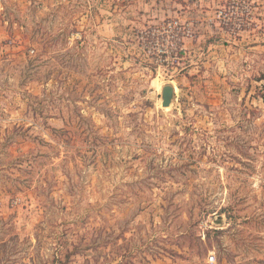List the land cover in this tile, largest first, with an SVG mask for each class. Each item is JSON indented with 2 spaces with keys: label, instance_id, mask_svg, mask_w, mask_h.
Instances as JSON below:
<instances>
[{
  "label": "rangeland",
  "instance_id": "rangeland-1",
  "mask_svg": "<svg viewBox=\"0 0 264 264\" xmlns=\"http://www.w3.org/2000/svg\"><path fill=\"white\" fill-rule=\"evenodd\" d=\"M0 264H264V0H0Z\"/></svg>",
  "mask_w": 264,
  "mask_h": 264
},
{
  "label": "water",
  "instance_id": "water-1",
  "mask_svg": "<svg viewBox=\"0 0 264 264\" xmlns=\"http://www.w3.org/2000/svg\"><path fill=\"white\" fill-rule=\"evenodd\" d=\"M175 98V88L172 86H166L164 87L162 91V107L164 109H168L172 106L173 101ZM225 224V221L222 217H217L214 220L215 226H223Z\"/></svg>",
  "mask_w": 264,
  "mask_h": 264
},
{
  "label": "built area",
  "instance_id": "built-area-1",
  "mask_svg": "<svg viewBox=\"0 0 264 264\" xmlns=\"http://www.w3.org/2000/svg\"><path fill=\"white\" fill-rule=\"evenodd\" d=\"M170 43H171V42H170ZM181 43H182V42H180L179 44L177 43L176 46H174V45H171V46H172V48H174L176 51H179V50H182V45H181ZM166 52H167V51H166ZM169 52H170V51H169ZM169 52H168V53H169ZM168 53H167V54H168ZM167 54H163V55H167Z\"/></svg>",
  "mask_w": 264,
  "mask_h": 264
},
{
  "label": "trees",
  "instance_id": "trees-1",
  "mask_svg": "<svg viewBox=\"0 0 264 264\" xmlns=\"http://www.w3.org/2000/svg\"><path fill=\"white\" fill-rule=\"evenodd\" d=\"M209 232V231H208Z\"/></svg>",
  "mask_w": 264,
  "mask_h": 264
}]
</instances>
